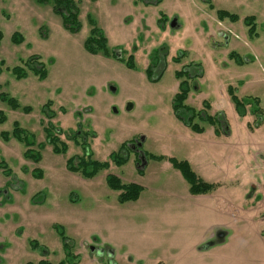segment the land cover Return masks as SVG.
I'll return each instance as SVG.
<instances>
[{
  "label": "rangeland",
  "instance_id": "obj_1",
  "mask_svg": "<svg viewBox=\"0 0 264 264\" xmlns=\"http://www.w3.org/2000/svg\"><path fill=\"white\" fill-rule=\"evenodd\" d=\"M76 1L80 29L69 33L47 4L0 0V93L32 108L25 114L0 100L7 116L0 133L17 120L43 142L41 109L50 101L51 122L67 144L61 154L45 144L34 162L25 145L0 135V264H264V114H233L227 94L232 86L264 109V0ZM218 10L236 19L220 20ZM93 26L118 56H134L132 69L84 49ZM16 31L24 37L19 45L11 42ZM32 54L45 64V79H16L10 69L26 68ZM185 69L201 74L187 103L201 109L209 102V114L225 123L215 136L200 118L194 122L204 132L196 133L172 112L175 71ZM72 134L77 143L67 139ZM141 138L136 152L130 144ZM127 141L117 156L123 163L109 161L92 177L65 166L73 155L109 160ZM171 157L214 188L191 194ZM35 168L41 177L31 174ZM108 173L140 185L139 198L119 202Z\"/></svg>",
  "mask_w": 264,
  "mask_h": 264
},
{
  "label": "trees",
  "instance_id": "obj_2",
  "mask_svg": "<svg viewBox=\"0 0 264 264\" xmlns=\"http://www.w3.org/2000/svg\"><path fill=\"white\" fill-rule=\"evenodd\" d=\"M38 4H47L51 7L52 11L59 15L61 19L62 27L67 30L69 33H76L80 29V23L78 21V4L76 0H36ZM217 16L220 20H223L225 17H229L231 20H235L234 14H230L228 11L225 10H218ZM235 18V19H234ZM253 16H248L244 18L245 25L249 26V33H254V25L252 24ZM1 31H0V40H1ZM24 41V37L19 32H14L11 35V42L15 45H19ZM84 49L90 54H100L105 57L113 56L120 61L125 63V66L132 69L134 67V56L132 54L128 55V58L125 60L122 57V53L118 56L117 53L112 51L108 47L107 38L103 34V32L93 26L90 29L89 35L83 41ZM120 53V52H119ZM230 57L235 56L234 52L229 54ZM155 57L153 56V59ZM237 64H241L242 61L236 60ZM26 68L22 66H14L12 67L11 73L15 76L16 79H23L26 78L29 73L37 76L38 79L43 80L47 75V70L43 61L40 60V57L37 54H32L28 56L25 61ZM151 70L149 66L146 67L145 72L147 77L151 76ZM1 72V70H0ZM182 72L185 73L187 78H182ZM201 74L197 71V73H193L192 71L189 73L187 69L184 71L179 70L175 71V76L179 79L177 91L174 93L172 100H171V109L174 116L182 122L185 126L191 129L193 132L201 133L204 131V127L195 123L196 118H200L201 120L205 121L207 125L214 127V131L217 134L220 127L224 128L225 123L219 119H217L216 113L213 115L209 114L210 104L206 101L203 102V107L201 109H196L191 107L186 101L188 98L189 90H190V82L191 80L196 77L200 76ZM227 94L229 95L230 101L234 107V110L238 116H246L248 113L255 117H259L261 114H264V109L259 107V100L254 97L253 99H244L238 96L234 88L232 86L227 87ZM0 100L2 102H6L7 106L10 107V110H21L25 114H29L32 108L28 105H22L19 103L17 99L14 97H6V95L1 92L0 93ZM49 103L48 101L45 105L42 106L41 112L44 113L48 122L43 125V130L45 132V140L43 142H38L35 140L33 134L26 133L25 130L20 126L17 120L13 121L12 123V130L11 132H4L2 131L0 135L3 137L4 140H7L10 136L14 139L22 143L26 146L24 151V156L26 159H29L34 162H38L41 158L40 149L44 147L45 144L51 146V150L54 153L61 154L67 151V144L66 141L61 139V135L63 130L60 127L55 126L51 120L55 118L56 113L54 110H49ZM7 119L6 114L0 110V124L4 123ZM51 123H50V122ZM42 122V121H41ZM43 123V122H42ZM225 129V128H224ZM77 134H72L67 136V139H72L77 143ZM80 144V143H79ZM130 142H122L119 145L118 153L110 152L109 160L99 161L94 159H86L84 156L73 155L66 159L65 166L70 171L79 172L84 177H92L94 176L99 170L107 169L109 167V161L114 163H123L121 162L123 159L117 157L120 152L129 145ZM132 144V143H131ZM126 145V146H125ZM120 156V155H119ZM126 159V158H125ZM169 162L171 166L178 170L181 176L187 181L189 187V192L191 194H206L207 192L211 191L214 188L212 183L204 181L190 166V164L186 160H178L176 158H169ZM3 164V163H2ZM0 165L1 167H5V165ZM5 174L9 171L6 169L3 170ZM31 174L34 177H41L42 172L40 168L32 169ZM106 184L109 186L110 189L115 190L118 192V201L119 202H126V201H133L139 198V194L141 192V186L128 181H122L118 176L108 173L105 176ZM63 237V234H61ZM27 264H33L28 262ZM38 264H50L47 260H40Z\"/></svg>",
  "mask_w": 264,
  "mask_h": 264
},
{
  "label": "flooded vegetation",
  "instance_id": "obj_3",
  "mask_svg": "<svg viewBox=\"0 0 264 264\" xmlns=\"http://www.w3.org/2000/svg\"><path fill=\"white\" fill-rule=\"evenodd\" d=\"M201 2H204V3H206V0H200ZM207 3H209V2H207ZM211 7H212V5H210ZM173 23H175V22H173ZM245 24V23H244ZM174 25V24H173ZM248 32H249V30H248ZM216 36H221V38H226L227 37V35L225 34V33H223V32H221V31H216L215 33H214ZM251 34V33H250ZM215 44H217V43H215ZM217 45H219V44H217ZM163 49H165L164 47H162V48H160V50H163ZM194 73H197L196 72V70L194 71ZM194 78H196V77H194ZM198 78H199V76H198ZM209 103V102H208ZM248 114H250V113H248ZM221 116V115H220ZM44 140H45V137H44ZM135 147H137L136 145V143L134 144V142H132V144H130V147L133 149V150H135L136 152H139V150L137 149V148H135L134 149V146ZM51 147V146H50ZM140 147V146H139ZM142 156V155H141ZM121 179V178H120ZM122 180V179H121ZM41 260H43V259H41ZM40 261V260H39Z\"/></svg>",
  "mask_w": 264,
  "mask_h": 264
},
{
  "label": "water",
  "instance_id": "obj_4",
  "mask_svg": "<svg viewBox=\"0 0 264 264\" xmlns=\"http://www.w3.org/2000/svg\"><path fill=\"white\" fill-rule=\"evenodd\" d=\"M173 22H174V21H173ZM173 22H172V24H174ZM110 89H111L112 91H115V89H114L113 87H111ZM129 108H131V103H128L127 106H126V109H129ZM141 141H142V138L139 139V140L136 142V144H137L138 147L141 145ZM90 249L93 250L92 247H90Z\"/></svg>",
  "mask_w": 264,
  "mask_h": 264
},
{
  "label": "crops",
  "instance_id": "obj_5",
  "mask_svg": "<svg viewBox=\"0 0 264 264\" xmlns=\"http://www.w3.org/2000/svg\"><path fill=\"white\" fill-rule=\"evenodd\" d=\"M145 27H146V25H145ZM177 87H178V85H177ZM177 89V88H176ZM177 90H175V92H176ZM227 96V95H226ZM188 98H189V95H188ZM188 98H187V101H188ZM186 101V102H187ZM210 104V103H209ZM234 108V107H233ZM234 110V109H233ZM215 113V112H214ZM233 114H236V112H235V110H234V113ZM245 117V116H244ZM210 128V127H209ZM211 129V128H210ZM213 129V130H212ZM211 130L213 131V135L215 136L216 135V133H215V131H214V128H212ZM204 132V131H203Z\"/></svg>",
  "mask_w": 264,
  "mask_h": 264
}]
</instances>
